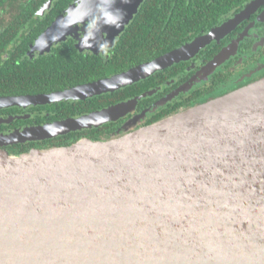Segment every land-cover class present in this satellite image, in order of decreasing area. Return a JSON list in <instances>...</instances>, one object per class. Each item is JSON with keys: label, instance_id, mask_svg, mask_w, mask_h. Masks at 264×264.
<instances>
[{"label": "water", "instance_id": "obj_1", "mask_svg": "<svg viewBox=\"0 0 264 264\" xmlns=\"http://www.w3.org/2000/svg\"><path fill=\"white\" fill-rule=\"evenodd\" d=\"M95 1L80 0L41 42ZM117 1L114 32L143 2ZM230 23L91 82L0 96V106L126 87L194 56ZM144 95L0 132V264H264V77L118 134L21 153L3 147L98 126Z\"/></svg>", "mask_w": 264, "mask_h": 264}, {"label": "flooded vegetation", "instance_id": "obj_2", "mask_svg": "<svg viewBox=\"0 0 264 264\" xmlns=\"http://www.w3.org/2000/svg\"><path fill=\"white\" fill-rule=\"evenodd\" d=\"M79 1L0 0V96H26L55 91L41 90L23 93L9 91V88L11 89L16 85L14 82H10L12 77L15 78L14 81L18 77V79L27 82L22 75H12L17 66L18 69L48 73L57 70L54 68L55 58H59L62 62H67L69 57L81 62L100 59L104 63L116 52L115 47L117 48L119 44V38L123 32L132 29L131 26L135 16L139 13L138 8L131 17L129 15L130 18L122 30L120 27L115 32L114 29L112 30L113 44L107 46L103 52L97 53L81 48L77 44L78 39L74 33L67 35L60 41L54 40L52 37L41 42V37L51 24L66 15L69 9L78 4ZM215 1L208 0L207 3L211 5ZM221 1L222 4H228V6L222 7V11H220V8L217 9L218 4L211 5V8L207 10L201 9L202 12L197 15L208 19L213 17L212 12L214 11L216 12V15H214L215 20L210 25L199 26L197 32L178 46L230 21H233V23H230L219 37L201 48L194 56L175 62L150 75H157L160 78L147 89L138 93L132 92L129 95L124 91L117 94H115L116 91L110 92L115 94L110 99L111 103L106 105L96 104L93 109H89L85 105H75L73 106L74 111H68V105L62 106L61 104L69 101L73 102L74 105V101L91 100L94 97L102 96L103 93L83 99H63L50 103L33 104L25 101L19 104L1 105L0 132L11 133L25 127L77 117L146 93L138 99L135 106L114 120L103 122L98 126L83 127L64 134H58L65 135L99 128V136L107 135L124 131L126 128L132 129L133 127L152 123L163 112L167 114L187 108L189 105L204 102L264 77V0ZM128 17H124V19H128ZM79 24L82 25L81 22ZM79 34L81 35V33ZM222 53L224 57L220 62L211 71L208 70L210 64ZM62 57L68 58L62 59ZM216 72L220 74L218 79H215ZM4 73L8 74V77H2ZM91 81L93 80L80 81L65 88ZM47 85L52 84L47 83ZM45 139L28 140L24 143ZM16 144H7L3 147L9 151L8 146Z\"/></svg>", "mask_w": 264, "mask_h": 264}, {"label": "trees", "instance_id": "obj_3", "mask_svg": "<svg viewBox=\"0 0 264 264\" xmlns=\"http://www.w3.org/2000/svg\"><path fill=\"white\" fill-rule=\"evenodd\" d=\"M207 2L208 0H143L138 9L139 13L135 16L132 23V29L130 31L128 30V32H123L118 40L119 44L117 48L115 47L116 52L104 63L100 59L81 62L80 60L75 61L73 57H69L67 62H62L59 58H55L54 68L57 70L48 73L18 69L17 66L16 71L14 70L12 75H22L27 82L18 79V77L14 81L15 78L12 77L10 82H14L16 85L8 90L14 93H23L61 89L80 81H89L111 75L152 59L189 39L193 33L198 31L199 26L210 25L215 20L214 15H216V12L214 11L212 12L213 17H209L208 19L197 15L202 12L201 9L207 10L211 8V5L218 4L217 9L220 8V11H222V7L228 6V4H222L221 0H216L211 5H208ZM122 38L123 40L121 41ZM65 58L68 57H62V59ZM219 75L218 73L215 79H218ZM3 76L8 77V74L4 73ZM159 78L160 76L153 75L142 79L140 82L138 81L137 83L128 85L126 88L123 87L124 89L122 90L120 88L117 89L118 91L114 90L110 92L116 91L115 94H117L124 91L128 95L132 92L138 93L155 84ZM47 83H51L52 85H47ZM43 87L46 88L43 89ZM110 92H107L109 94L103 93L102 96L94 97L91 100L89 99L90 101L88 99L85 101L77 100L74 101V105L73 102L66 101L61 105H68V111H74L73 106L75 105H85L89 109H93L96 104L106 105L111 103L110 99L115 94ZM178 111L180 109L167 114L163 112L154 121ZM124 131L99 136V128H92L53 137L56 139L50 138L42 141L17 143L16 145L8 146V148L11 153H21L28 151L31 147L44 148L71 144L82 138V136L84 137V135L85 137L102 138Z\"/></svg>", "mask_w": 264, "mask_h": 264}, {"label": "rangeland", "instance_id": "obj_4", "mask_svg": "<svg viewBox=\"0 0 264 264\" xmlns=\"http://www.w3.org/2000/svg\"><path fill=\"white\" fill-rule=\"evenodd\" d=\"M120 10L117 0H96L78 18L70 22L62 32L56 35L54 40L60 41L67 35L74 33L78 39L77 44L81 48L97 53L103 52L107 46L113 44L112 30L115 26L114 22L119 19Z\"/></svg>", "mask_w": 264, "mask_h": 264}]
</instances>
